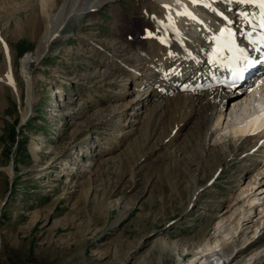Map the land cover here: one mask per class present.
Wrapping results in <instances>:
<instances>
[{
    "label": "rangeland",
    "instance_id": "374dc122",
    "mask_svg": "<svg viewBox=\"0 0 264 264\" xmlns=\"http://www.w3.org/2000/svg\"><path fill=\"white\" fill-rule=\"evenodd\" d=\"M62 1L50 3L55 10ZM40 7L0 0V264H214L210 246L241 232L249 254L257 249L250 264H264L263 169L248 186L263 149L250 150L251 135L238 143L251 152L225 148L212 165L199 135L205 110L178 127L184 104L144 105L155 71L140 65L141 52L131 63L123 51L145 0H109L64 23L30 63L27 112L21 61L36 57L47 26ZM8 59L13 79L1 70ZM118 60L138 77L107 68Z\"/></svg>",
    "mask_w": 264,
    "mask_h": 264
},
{
    "label": "bare ground",
    "instance_id": "6f19581e",
    "mask_svg": "<svg viewBox=\"0 0 264 264\" xmlns=\"http://www.w3.org/2000/svg\"><path fill=\"white\" fill-rule=\"evenodd\" d=\"M108 1L63 0L54 10V4L50 3V0H39L40 8L48 23L44 33L41 37L39 36L36 57L28 54L21 61L28 86L27 112L32 110L31 91L35 82L28 73L31 61L49 51L51 44L60 35L63 24L72 16L78 17L82 13L91 12ZM245 15L250 23L243 20ZM262 22H264V9L260 7L259 0L253 3H240L238 0H197V2L145 0L144 16L132 23L133 37L128 42L131 49L128 52L123 51V56L131 57V63L138 58L135 52H141L145 58L141 60L143 62L140 65L144 63L145 68L148 65L155 71V79L146 84L150 92L144 100L145 106L156 100L164 102V99L169 97L176 105L184 104L185 109L179 110L182 118L177 124L178 127L181 123L188 122L194 114L203 112L202 109L206 111L199 127V135L203 142V151L208 148L209 152L205 160L212 165H219L222 162L220 156L223 155L225 148L239 154L263 149L261 161L251 164L255 171L248 183L251 187L258 184L257 177L261 176L260 170H264V118H261V114L264 113V76L259 81L258 77L256 78L258 72L264 67L254 70L247 80V86L244 84L233 90L221 84L223 75L221 62L223 52L229 51L225 42L234 50L238 49L244 54H249L248 56L260 57L258 34L261 33ZM32 24L33 30H40L38 18ZM140 29L143 32L142 35H140ZM223 31H227V35L222 34ZM164 38H167L168 44L163 42ZM107 66L112 69V72L115 70L132 79L137 78L140 72L130 69L131 65L128 67L126 64H121L120 60ZM142 69L144 70V67ZM1 70L13 79V63L10 59L6 60L4 69ZM143 81L139 88L142 87ZM249 85L250 88H248ZM235 93L239 97H235ZM245 96L247 97L243 99ZM151 111L155 113L158 108ZM27 112L25 117L28 115ZM227 116H230V119L233 118V121L225 128L223 122ZM252 122H255L254 130L261 127L263 129L252 134L256 141L254 140V144L250 146V151L244 144L251 138ZM241 140L245 141L244 144H238ZM259 142L262 144L259 145ZM12 170L10 166L8 169L10 174ZM73 170L78 169L74 167ZM252 171L249 168L246 174ZM254 201L255 199L250 200L249 204H253ZM246 211L247 209H243L237 216L238 224L241 223L242 217L244 219L248 214ZM260 213H264V204ZM220 224L217 228L218 232L225 229L224 219L220 221ZM237 230L235 228L236 232ZM224 235L225 242L221 239L208 249L212 252L214 264H250L257 249L251 250L249 254L250 250L243 247L248 240L245 232L239 233L238 239L227 238L229 233ZM197 255L198 253L195 254L196 257ZM189 263L192 264L193 260Z\"/></svg>",
    "mask_w": 264,
    "mask_h": 264
},
{
    "label": "snow or ice",
    "instance_id": "6c2138e0",
    "mask_svg": "<svg viewBox=\"0 0 264 264\" xmlns=\"http://www.w3.org/2000/svg\"><path fill=\"white\" fill-rule=\"evenodd\" d=\"M193 2H197V0H193ZM238 2L240 3H253L255 2V0H238ZM260 2V7L262 9H264V0H259ZM243 20L247 21L250 23V21H248L247 16H243ZM261 27H264V22L261 23ZM229 35H231V33H229ZM236 79H240L241 78V74L240 73H235ZM261 118H264V113L261 114Z\"/></svg>",
    "mask_w": 264,
    "mask_h": 264
}]
</instances>
